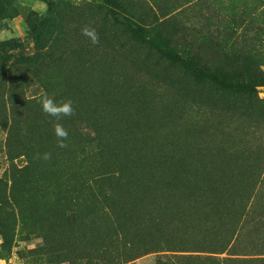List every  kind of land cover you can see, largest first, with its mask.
I'll list each match as a JSON object with an SVG mask.
<instances>
[{
    "label": "rangeland",
    "instance_id": "obj_1",
    "mask_svg": "<svg viewBox=\"0 0 264 264\" xmlns=\"http://www.w3.org/2000/svg\"><path fill=\"white\" fill-rule=\"evenodd\" d=\"M0 264H264V0H0Z\"/></svg>",
    "mask_w": 264,
    "mask_h": 264
},
{
    "label": "clouds",
    "instance_id": "obj_2",
    "mask_svg": "<svg viewBox=\"0 0 264 264\" xmlns=\"http://www.w3.org/2000/svg\"><path fill=\"white\" fill-rule=\"evenodd\" d=\"M81 31L82 35L89 38L93 44H99V33L94 27L86 25L82 28ZM39 103L41 104L42 111L45 114L56 118V122L54 124V133L57 137V146L59 148L66 149L68 147L69 131L64 127L62 123H60V121L64 117H72L76 114L74 102L71 99L61 100L57 102L54 95L50 96L45 93L40 98ZM36 158H42L45 161H50L52 156L51 153L46 152L42 157L37 154Z\"/></svg>",
    "mask_w": 264,
    "mask_h": 264
}]
</instances>
